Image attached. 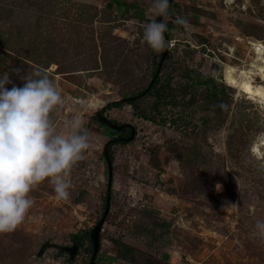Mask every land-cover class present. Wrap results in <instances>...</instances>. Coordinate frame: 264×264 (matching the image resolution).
Wrapping results in <instances>:
<instances>
[{
	"label": "rangeland",
	"instance_id": "rangeland-1",
	"mask_svg": "<svg viewBox=\"0 0 264 264\" xmlns=\"http://www.w3.org/2000/svg\"><path fill=\"white\" fill-rule=\"evenodd\" d=\"M152 2L0 0L5 87H23L32 71L48 74L64 98L56 130L67 134L79 114L91 143L71 170L69 199H57L49 180L30 193L26 220L0 234V264H89L90 243L75 245L73 235L100 220L94 264H264L254 235L264 219V102L224 76L227 66L239 76L254 70L264 0H172L168 17H155L167 21L170 48L140 96L165 52L143 40ZM98 110L136 128L132 140L109 145L110 190L104 147L120 130Z\"/></svg>",
	"mask_w": 264,
	"mask_h": 264
},
{
	"label": "clouds",
	"instance_id": "clouds-1",
	"mask_svg": "<svg viewBox=\"0 0 264 264\" xmlns=\"http://www.w3.org/2000/svg\"><path fill=\"white\" fill-rule=\"evenodd\" d=\"M169 6V0H153L151 17L141 25L143 40L157 54L170 48L167 21L155 18H167ZM176 23L186 26L188 20L177 17ZM22 79L23 87L9 90V75H0V234L26 220L35 204L30 193L45 180L57 199H69L71 170L91 147L79 114L67 122V134L56 130L53 114L64 98L48 74L32 71ZM254 235L264 242V219L255 220Z\"/></svg>",
	"mask_w": 264,
	"mask_h": 264
},
{
	"label": "water",
	"instance_id": "water-1",
	"mask_svg": "<svg viewBox=\"0 0 264 264\" xmlns=\"http://www.w3.org/2000/svg\"><path fill=\"white\" fill-rule=\"evenodd\" d=\"M172 0H169V3L171 2ZM167 50H165L164 52V56L162 57L161 61H160V64L156 70V73L152 79V81L150 82L149 86L146 88V90H144L140 96L144 95L148 90L149 88L153 85V83L155 82V80L157 79L160 71H161V67H162V64H163V61L165 59V56L167 54ZM263 74H264V70H263ZM139 95H135V96H130L129 98L131 99H135L137 98ZM96 115L98 116L99 120L101 122H104L108 125H110L112 128L116 129V130H123L126 126H130L131 127V135L129 137H115L113 138L112 140L108 141L107 144L105 145L104 147V154H105V157H106V160H107V163H108V169H109V190L111 189L112 187V183H113V161H112V158H111V155H110V152H109V145L112 143V142H115V141H119V140H132L136 134V128L133 124L131 123H126V124H118L114 121H112L111 118H109L107 115L103 114L102 113V110H98L96 112ZM110 201H111V193L109 191L108 195H107V204H106V210H105V215L107 214L108 212V209L110 207ZM102 224H103V220H100L98 222V224L93 227L90 231V238L93 242V247H94V253L92 255V260L90 262V264H94V261H95V257L97 255V253L99 252V248H100V241H101V228H102ZM76 251V246L75 248H72L71 249V252L74 253Z\"/></svg>",
	"mask_w": 264,
	"mask_h": 264
},
{
	"label": "bare ground",
	"instance_id": "bare-ground-1",
	"mask_svg": "<svg viewBox=\"0 0 264 264\" xmlns=\"http://www.w3.org/2000/svg\"><path fill=\"white\" fill-rule=\"evenodd\" d=\"M254 49L256 56L252 62L254 70L250 71L251 74H248L250 72L247 73L246 70L242 69V75L239 76L236 73L235 68L227 66L224 69V76L228 84L240 88V90L248 94L250 98H257L258 100L264 102V46L258 43ZM255 75L259 76L262 81H256Z\"/></svg>",
	"mask_w": 264,
	"mask_h": 264
},
{
	"label": "trees",
	"instance_id": "trees-1",
	"mask_svg": "<svg viewBox=\"0 0 264 264\" xmlns=\"http://www.w3.org/2000/svg\"><path fill=\"white\" fill-rule=\"evenodd\" d=\"M161 19L163 17H160ZM162 21V20H160ZM152 87V86H151ZM134 99H131L129 97L127 98H124L123 100H120V101H117V102H113L114 105H118V104H122L124 103V101H128L129 103L133 102ZM111 104V105H113ZM110 106V105H109ZM115 122V121H114ZM108 125V124H106ZM109 126V125H108ZM111 127V126H110ZM112 128V127H111ZM114 129V128H113ZM113 143V142H112ZM111 155V154H110ZM111 158H112V155H111ZM106 204H107V197H106ZM90 233V232H89ZM89 233H85V232H82V233H75L73 235L74 237V241H75V245H79V246H84L86 244V242H89L90 243V247L89 250L92 252V254L94 253V247H93V242L90 238V234ZM100 247H101V244H100ZM100 249V248H99ZM90 264V263H89Z\"/></svg>",
	"mask_w": 264,
	"mask_h": 264
},
{
	"label": "flooded vegetation",
	"instance_id": "flooded-vegetation-1",
	"mask_svg": "<svg viewBox=\"0 0 264 264\" xmlns=\"http://www.w3.org/2000/svg\"><path fill=\"white\" fill-rule=\"evenodd\" d=\"M112 121H114V120H112ZM126 128H129V130L131 131V127H130V126H127ZM126 128H125V129H126ZM125 129L120 130L119 133H118L117 135L113 136V138H115V137H120V133H122Z\"/></svg>",
	"mask_w": 264,
	"mask_h": 264
}]
</instances>
